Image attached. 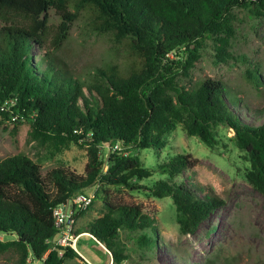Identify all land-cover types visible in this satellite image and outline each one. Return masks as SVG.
Listing matches in <instances>:
<instances>
[{
    "label": "trees",
    "instance_id": "trees-1",
    "mask_svg": "<svg viewBox=\"0 0 264 264\" xmlns=\"http://www.w3.org/2000/svg\"><path fill=\"white\" fill-rule=\"evenodd\" d=\"M51 9L58 22L47 42ZM234 10L264 19V0H0V114L28 122L39 138L59 136L83 145L86 158L82 174L63 167L41 174L23 155L0 159V235L11 236L0 238V253L11 249L12 264H27L28 256L39 264L77 257L69 247L49 249L48 239L56 232L51 209L94 185L105 211L73 233L94 238L112 263L126 257L117 244L120 231H138L137 243L150 251L156 227L153 216L137 205L108 202V186L136 191L145 185L150 196L169 198L178 231L192 234L223 204L193 179L197 160L175 153L150 169L135 152L161 148L176 124L207 146L214 141L215 127L230 129V140L248 163L243 176L264 198V107L252 110L250 120L233 110L238 103L249 109L220 79L179 82L177 77L187 73L195 58L189 46L199 39L216 43L217 62L231 57L226 47ZM78 16L90 31L109 35L121 47L119 63L104 62L84 75L67 67L55 52ZM179 51L182 60L169 59ZM244 78L264 94L255 67L246 69ZM114 143L121 149L101 159L102 144ZM152 171L158 178L140 184ZM185 171L184 178L175 179ZM90 204L75 214L74 223Z\"/></svg>",
    "mask_w": 264,
    "mask_h": 264
},
{
    "label": "rangeland",
    "instance_id": "rangeland-1",
    "mask_svg": "<svg viewBox=\"0 0 264 264\" xmlns=\"http://www.w3.org/2000/svg\"><path fill=\"white\" fill-rule=\"evenodd\" d=\"M233 33L228 37L226 50L231 55L226 62H217L214 54L215 42L203 38L189 47L195 58L187 73L177 75L179 82L201 80L206 77L220 79L228 86L239 102L233 108L241 116L250 115L252 110L264 107V94L254 89L244 78V71L255 67L264 81V19L254 18L244 10H234ZM48 14L47 42L55 32L58 18L51 9ZM67 67L84 75L104 62L115 64L122 60L121 47L109 35H98L90 31L86 21L78 16L70 25L67 39L55 52ZM170 60H182L179 51ZM183 57H188L184 54ZM181 66V64H172ZM86 93V91H85ZM264 116V115H262ZM12 115L0 114V159L11 155H23L39 166L41 174L52 167H63L76 174H82L85 163V147L65 137H37L26 121H16ZM214 141L205 145L194 136H187L180 124L166 135L164 145L159 149L146 148L135 151L143 166L153 169L157 162L171 158L175 153H187L197 160L191 169L193 179L209 188L223 200V204L211 211L192 234L183 235L175 222V209L169 198H154L144 189V184L158 178L155 172L140 181L139 190H117L108 186V202L113 204L137 205L141 211L153 216L156 227V243L150 251L136 241L138 231H120L117 244L124 259L118 264H202L211 260L214 264H264V198L245 180L243 173L248 167L243 153L230 137L232 131L217 126ZM107 144L100 147V158L110 152ZM128 151L129 150H124ZM131 152H129L130 154ZM102 172L105 165L101 166ZM189 171L179 174L180 180ZM97 186L87 188L91 196L89 207L77 217L75 232L92 222L105 211L102 200L94 196ZM11 236L0 235V238ZM77 257L66 258L62 264H114L103 246L86 232L77 234L74 242ZM11 249L0 253V264H12ZM27 264H39L27 257Z\"/></svg>",
    "mask_w": 264,
    "mask_h": 264
},
{
    "label": "built area",
    "instance_id": "built-area-1",
    "mask_svg": "<svg viewBox=\"0 0 264 264\" xmlns=\"http://www.w3.org/2000/svg\"><path fill=\"white\" fill-rule=\"evenodd\" d=\"M110 151L121 149L118 143L108 147ZM92 196L86 191H80L67 197L63 202L51 209L53 226L56 229L55 235L48 239L50 248H74V242L77 235L74 232L75 214L84 210L90 203ZM48 249V250H49ZM62 253L58 250V256Z\"/></svg>",
    "mask_w": 264,
    "mask_h": 264
}]
</instances>
